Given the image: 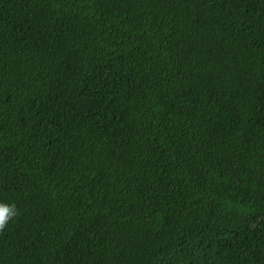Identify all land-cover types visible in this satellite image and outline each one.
<instances>
[{"label": "trees", "instance_id": "16d2710c", "mask_svg": "<svg viewBox=\"0 0 264 264\" xmlns=\"http://www.w3.org/2000/svg\"><path fill=\"white\" fill-rule=\"evenodd\" d=\"M0 264H264V0H0Z\"/></svg>", "mask_w": 264, "mask_h": 264}, {"label": "clouds", "instance_id": "9594fccd", "mask_svg": "<svg viewBox=\"0 0 264 264\" xmlns=\"http://www.w3.org/2000/svg\"><path fill=\"white\" fill-rule=\"evenodd\" d=\"M17 214L14 203L0 202V228H3L4 225Z\"/></svg>", "mask_w": 264, "mask_h": 264}]
</instances>
